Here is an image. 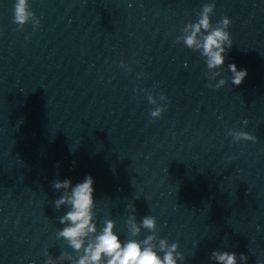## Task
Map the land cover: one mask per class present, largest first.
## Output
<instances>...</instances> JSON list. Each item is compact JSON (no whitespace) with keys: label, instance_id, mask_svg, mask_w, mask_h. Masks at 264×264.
Listing matches in <instances>:
<instances>
[{"label":"clouds","instance_id":"9594fccd","mask_svg":"<svg viewBox=\"0 0 264 264\" xmlns=\"http://www.w3.org/2000/svg\"><path fill=\"white\" fill-rule=\"evenodd\" d=\"M31 7L28 0H15L13 5V22L17 25V30L22 29L26 22L29 21L34 13L28 9ZM213 6L205 5L200 13V19L197 23L189 24L184 29L186 35L184 36V43L188 48H196L203 50L202 54L207 59V66L209 68H216L222 66L225 62L226 52L224 42L227 41V47L230 49L232 46V40L229 38V33L221 29L220 27L214 28L207 35L203 36V42L201 43L197 39V34L201 32V28L205 30L209 29V13L212 12ZM221 23L224 28H227L230 21L227 17L223 18ZM190 31V34H188ZM229 71L232 73V84L239 86L247 76L246 69H239L235 63L228 65ZM227 81L221 80L220 85H224ZM150 102L154 103L149 98ZM153 117H159L161 110L157 109L151 113ZM236 139H255L249 136L248 133L239 132L235 134ZM71 181L65 179L63 181H55L54 187L59 190L61 188L68 189ZM94 180L91 175L86 176L82 183H77L72 188L71 193L61 196L55 202L57 209L61 205L67 203L71 205V211L67 212L60 218V223L71 222L67 227L59 232V236L66 238L71 246L80 250L84 245V238L89 233H95L97 231L96 225L93 220V200L95 189L93 187ZM155 219L151 216H146L142 220V225L148 229L155 228ZM130 232L133 236L137 235L140 228L135 223L133 217L130 221ZM114 222L109 220L105 222V226L99 235H96L92 241H90L84 248V255L78 260L77 264H101L102 258H107V264H176L174 253L177 249V243H173L169 246L166 240L161 239L159 243L160 251L164 252L163 258H161L156 251H154V245L152 241L154 236H148L142 242L136 240H128L126 243L121 241L118 234L114 233ZM142 245H144L142 247ZM213 257L220 262V264H237V254L235 252H213ZM240 258L247 260L248 257L241 253ZM46 264H52L51 260H48Z\"/></svg>","mask_w":264,"mask_h":264}]
</instances>
